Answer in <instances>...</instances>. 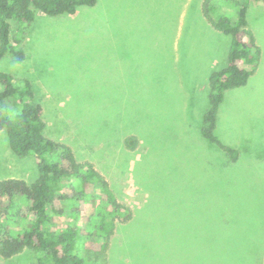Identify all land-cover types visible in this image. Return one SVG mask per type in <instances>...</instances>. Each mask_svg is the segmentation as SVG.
Here are the masks:
<instances>
[{
  "label": "rangeland",
  "instance_id": "374dc122",
  "mask_svg": "<svg viewBox=\"0 0 264 264\" xmlns=\"http://www.w3.org/2000/svg\"><path fill=\"white\" fill-rule=\"evenodd\" d=\"M201 1L98 0L74 15L40 13L21 44L25 59H0V72L39 95L44 135L76 146L132 209L107 264H188L193 245L211 237L264 242V4L249 0L247 10L258 68L225 92L217 114L215 136L239 153L231 162L200 133L209 76L226 66L230 45ZM214 3L234 19V8ZM126 135L137 137L133 153L122 148ZM37 177L34 157H17L0 131V180ZM0 264L36 262L26 250Z\"/></svg>",
  "mask_w": 264,
  "mask_h": 264
},
{
  "label": "trees",
  "instance_id": "16d2710c",
  "mask_svg": "<svg viewBox=\"0 0 264 264\" xmlns=\"http://www.w3.org/2000/svg\"><path fill=\"white\" fill-rule=\"evenodd\" d=\"M248 1L221 0L220 6L235 9L234 19L222 13L214 0L200 4V12L211 27L230 37L226 66L213 71L208 79V108L200 133L231 162L238 160V151L222 144L214 132L225 92L244 87L261 60V49L248 27ZM255 1L264 4V0ZM97 3L0 0V59L6 54L15 62L25 59L21 44L40 13L47 17L74 15L79 8ZM12 23L16 24L14 33ZM38 96L29 81L17 84L10 74L0 72V131H6L9 148L17 157H34L38 170L32 183L17 178L0 180V257L8 260L28 250L36 264H107L116 228L131 222L132 209L119 200L92 160L78 157L76 146L44 135L47 124ZM75 143L85 146L81 141ZM121 144L123 150L133 153L138 147L136 135H126ZM206 241L193 245L196 251L188 264H262V241Z\"/></svg>",
  "mask_w": 264,
  "mask_h": 264
}]
</instances>
